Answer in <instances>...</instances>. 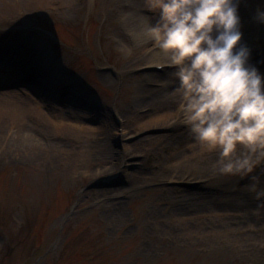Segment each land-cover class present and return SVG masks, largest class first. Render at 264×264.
<instances>
[{"label":"rangeland","instance_id":"obj_1","mask_svg":"<svg viewBox=\"0 0 264 264\" xmlns=\"http://www.w3.org/2000/svg\"><path fill=\"white\" fill-rule=\"evenodd\" d=\"M132 2L0 0V264H264V150L221 173L172 123L175 67L148 74L158 9ZM258 7L241 0V42L264 72Z\"/></svg>","mask_w":264,"mask_h":264},{"label":"clouds","instance_id":"obj_2","mask_svg":"<svg viewBox=\"0 0 264 264\" xmlns=\"http://www.w3.org/2000/svg\"><path fill=\"white\" fill-rule=\"evenodd\" d=\"M240 4L152 0L158 19L143 30L165 54L164 64L175 67L182 100L172 123L189 127L210 149H220L221 173L251 171L253 154L264 150V72L250 63L252 50L241 42ZM254 19L264 23V7L256 9ZM121 51L131 55L133 48L122 45ZM238 146L248 151L237 155Z\"/></svg>","mask_w":264,"mask_h":264},{"label":"bare ground","instance_id":"obj_3","mask_svg":"<svg viewBox=\"0 0 264 264\" xmlns=\"http://www.w3.org/2000/svg\"><path fill=\"white\" fill-rule=\"evenodd\" d=\"M60 1H61V5H63V8H68V6H69L68 4H71L70 3L71 0H60ZM136 4H137L138 7L137 6L135 7ZM139 5L140 4L138 3V0L137 1L136 0H133L132 7L135 10L140 7ZM156 56H157V52H152L151 58H156ZM161 64H163L165 66V67L163 66L164 68H163V73L162 74L163 75L167 74L168 67H170V66L167 65V64H164V62H154V63H151L150 64V67H152V70L149 69L148 74L151 75V76L155 75L156 72H154L153 67H158ZM17 71H18L19 74H21L23 76L26 75L25 74V69H20L19 68ZM31 78H32L31 83L33 82L32 85L35 83V87H38L40 93H42V92H45V93L51 92L52 88L50 86L46 85L45 83H42V79L41 78L34 77V76H32ZM148 81L150 83H153V84H156V85L161 84L160 83L161 81H156L155 79H151V78H149ZM187 129L189 130V127Z\"/></svg>","mask_w":264,"mask_h":264}]
</instances>
